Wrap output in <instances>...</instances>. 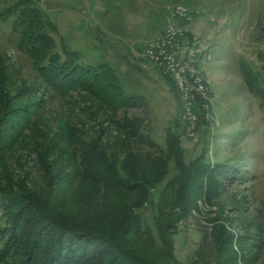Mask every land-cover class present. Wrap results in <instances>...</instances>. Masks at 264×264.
<instances>
[{"label":"trees","instance_id":"trees-1","mask_svg":"<svg viewBox=\"0 0 264 264\" xmlns=\"http://www.w3.org/2000/svg\"><path fill=\"white\" fill-rule=\"evenodd\" d=\"M12 7L11 32L29 53L36 75L52 96L66 98L90 91L114 113L138 104L137 97L118 84L109 65L84 64L83 54L64 42L58 49L57 33L52 31L56 26L31 0L16 1ZM167 75L182 110L178 86ZM27 82L17 69L0 62V200L5 201L1 211L8 217V225L0 227V240L5 241L0 245V264L246 261L251 246L224 214L205 226L187 263L176 255L175 237L181 223L202 206L218 204L220 188L216 171H206L207 163L198 165L204 169L200 171L195 162L186 165L178 131L168 130L165 149L137 120L118 122L116 133L106 140L100 134L87 138L68 119L56 120L47 132L50 123L44 126L40 121L47 117L48 106L42 98L34 100L36 94ZM205 112L202 109L198 124ZM20 144H29L31 151L35 147L42 166L38 176L31 172L24 179L13 172L8 157Z\"/></svg>","mask_w":264,"mask_h":264},{"label":"rangeland","instance_id":"rangeland-1","mask_svg":"<svg viewBox=\"0 0 264 264\" xmlns=\"http://www.w3.org/2000/svg\"><path fill=\"white\" fill-rule=\"evenodd\" d=\"M16 1L0 0V62L28 79L36 94L34 100L46 101L47 117L39 124L50 123L48 132L56 120L68 119L84 130L87 138L100 134L106 140L116 133L118 122L137 120L164 149L168 130L174 128L181 136L186 165L195 162L196 171H200L204 169L198 165L207 163L206 171L215 170L216 185L220 184L215 198L218 204L202 206L181 223L175 237L176 255L187 263L205 226L224 214L251 246L241 264H264V0H31L56 26L52 31L57 33L58 49L64 42L83 54L84 64L109 65L126 94L137 97L136 106L117 113L90 91L74 92L66 98L52 96L36 75L29 53L11 32ZM177 5L191 11L189 20L173 15ZM168 26L184 27L186 41L196 39L203 46L199 68L208 81L209 115L200 119L191 134L184 126V111L168 75L144 52ZM204 56L206 73L201 69ZM26 145L20 144L8 157L13 172L24 179L31 172L38 176L42 168L35 147L31 151ZM50 157L53 160L52 154ZM173 168L174 161L170 163ZM4 202L0 200L3 228L8 225V217L1 211ZM147 215L152 224L150 211ZM0 243L4 245V239Z\"/></svg>","mask_w":264,"mask_h":264},{"label":"built area","instance_id":"built-area-1","mask_svg":"<svg viewBox=\"0 0 264 264\" xmlns=\"http://www.w3.org/2000/svg\"><path fill=\"white\" fill-rule=\"evenodd\" d=\"M173 15L185 21L190 19L191 11L183 5H177L174 7ZM185 34L184 27H165L160 36L146 46L144 52L151 62L174 79L181 95L184 111L182 118L187 131L191 134L196 130L202 109H209L210 98L208 81L199 68L203 46L196 39L189 43L186 41L187 38H184ZM205 115H209L208 110Z\"/></svg>","mask_w":264,"mask_h":264},{"label":"crops","instance_id":"crops-1","mask_svg":"<svg viewBox=\"0 0 264 264\" xmlns=\"http://www.w3.org/2000/svg\"><path fill=\"white\" fill-rule=\"evenodd\" d=\"M162 30H163V29H162ZM162 30L160 31V33L158 32V34L156 35L157 37H158V35L160 36ZM155 39H156V38H155ZM205 59H206V57L204 56V59H203L202 64L205 62V61H204ZM139 61H141V60H139ZM142 61L145 62V60H142ZM146 63L149 64V62H147V61H146ZM205 65H206V62L204 63V67H203V68L201 67V69L203 70V72L205 71V73H206L207 70H205V69H206V68H205ZM151 67H154V66L150 64V68H151Z\"/></svg>","mask_w":264,"mask_h":264}]
</instances>
